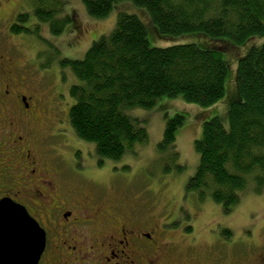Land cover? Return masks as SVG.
<instances>
[{
  "label": "trees",
  "instance_id": "1",
  "mask_svg": "<svg viewBox=\"0 0 264 264\" xmlns=\"http://www.w3.org/2000/svg\"><path fill=\"white\" fill-rule=\"evenodd\" d=\"M26 1L54 34L72 23L69 13L60 15L62 0ZM120 1L83 0V4L88 16L100 20ZM130 1L145 8V23L135 13L117 12L111 32L93 40L82 58L68 57L58 63L61 84L66 82L65 70L73 76L67 85L73 99L67 107L70 129L79 140L94 144L101 162L117 161L136 142L147 141L145 128L128 115L129 109L148 108L162 96L180 95L202 107L213 105L225 96V79L233 66L230 58L241 52L235 46L264 36V0ZM22 12L28 17V12ZM12 29L26 27L16 22ZM148 32L164 40L193 35L206 44L153 46ZM237 58V87L235 71L234 84L230 85L231 78L227 84L229 127L222 125L218 115L204 119L193 145L199 163L184 186L185 192L201 200L209 196L224 212L239 202L242 192H264V41ZM184 118L175 113L167 119L158 143L159 150L172 159L178 155L173 149L175 133ZM223 232L231 236L228 229Z\"/></svg>",
  "mask_w": 264,
  "mask_h": 264
},
{
  "label": "flooded vegetation",
  "instance_id": "2",
  "mask_svg": "<svg viewBox=\"0 0 264 264\" xmlns=\"http://www.w3.org/2000/svg\"><path fill=\"white\" fill-rule=\"evenodd\" d=\"M8 2L7 11L15 6ZM29 50L0 33V201L22 205L45 232L37 264H241L243 252L228 256L225 247L185 238L192 225L177 226L182 217L174 211L163 218L110 198L115 187L110 192L93 177L101 160L52 116L60 73L37 76L42 63ZM166 199L173 202V195ZM243 264H264V253Z\"/></svg>",
  "mask_w": 264,
  "mask_h": 264
},
{
  "label": "rangeland",
  "instance_id": "3",
  "mask_svg": "<svg viewBox=\"0 0 264 264\" xmlns=\"http://www.w3.org/2000/svg\"><path fill=\"white\" fill-rule=\"evenodd\" d=\"M8 1L14 2L15 5L9 11L6 9L10 6ZM62 1L60 15L69 13L72 23L67 24L61 33L54 34L47 22H41L36 18L28 1L0 0V8L5 11L2 14L5 18L0 22V33L25 41V45L29 46L33 62L36 59V62L42 63L43 67L40 66L41 70L37 76L43 77L44 71L46 72L48 69H50L49 72L55 70L56 73H60L61 68L58 61L61 60L62 55L71 59L82 58L93 40H96L101 34L108 35L111 32L116 22L117 12L123 10L135 13L139 18L142 17L143 23H145L143 19L145 14L147 16L145 8L137 6L130 0H121L115 3L108 15L100 20L88 16L83 0ZM22 11L28 12V17H24ZM18 14L22 17L16 21ZM16 22L19 26L26 27L27 30H11L10 26ZM147 37L153 46H167V44L189 41H194L202 46L206 44L199 42L193 35L164 40L153 37L148 32ZM263 41L264 36L255 37L235 46L241 48V52L235 58L229 57L233 60V66L231 75L229 72L225 79V96L214 102L213 105L202 107L185 101L180 95L162 96L148 108L137 106L129 109L128 115L133 119H138L139 124L145 128L147 141L145 143L136 142L131 152L117 161L103 159L101 171L93 173L95 180L98 179L106 188L107 186L111 187L108 188L110 192L113 191L112 186L115 187V192L109 195L111 199L117 197L119 202L125 206L135 205L139 211L146 213L159 212L163 218L167 214V210H172L174 211L172 215L182 217V220L176 224L177 226L185 227L187 223L192 225V230L183 229L185 238H198L200 245L212 243L214 246L225 247L228 256L243 252L241 256L244 258L241 264L248 258L250 260L253 253H264V192L256 194L250 190L244 191L240 194L239 202L230 211L224 212L220 204L213 202L209 196L201 200L197 194L185 192L184 186L187 179L194 175L199 163L198 153L193 145L194 140L201 134L204 119L218 115L222 125L225 128L229 127L227 84L230 78V85L234 84L232 79L234 71L236 80L237 57L244 55L251 45ZM208 43H210L209 40ZM58 47L60 48L59 55L57 54ZM227 56V52L222 54L225 61ZM47 64L50 67H44ZM62 74L66 82L61 84V89L56 77L50 75L57 81V83L55 81L56 90L64 93L63 96H59V100L54 102V104L57 103V109L54 107L52 116L61 121L58 127H68L67 107L69 108L73 99L69 96L67 85L73 80V76L68 70ZM175 113L183 114L185 118L175 133L173 149L177 151L178 155L172 159L170 154L159 150L158 143L162 139L165 121ZM87 144L94 151V144L90 142ZM98 159L97 157L95 162H99ZM184 193L185 196H183ZM167 195H173V202L167 201L166 197H169ZM225 229L229 230L230 237L224 235L223 230ZM248 241H251V245L247 244Z\"/></svg>",
  "mask_w": 264,
  "mask_h": 264
},
{
  "label": "water",
  "instance_id": "4",
  "mask_svg": "<svg viewBox=\"0 0 264 264\" xmlns=\"http://www.w3.org/2000/svg\"><path fill=\"white\" fill-rule=\"evenodd\" d=\"M45 232L22 205L0 201V264H37Z\"/></svg>",
  "mask_w": 264,
  "mask_h": 264
}]
</instances>
